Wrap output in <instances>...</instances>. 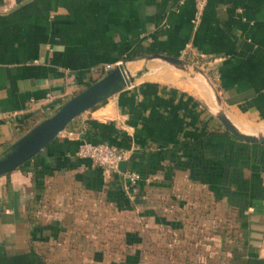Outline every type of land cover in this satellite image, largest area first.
I'll return each mask as SVG.
<instances>
[{
    "label": "crops",
    "instance_id": "1",
    "mask_svg": "<svg viewBox=\"0 0 264 264\" xmlns=\"http://www.w3.org/2000/svg\"><path fill=\"white\" fill-rule=\"evenodd\" d=\"M197 12V0H0V152L107 65L153 53L202 69L237 125L264 130V0ZM145 65L0 176V264H264V142L214 117L203 73L129 68ZM84 140L129 150L138 182L80 158Z\"/></svg>",
    "mask_w": 264,
    "mask_h": 264
},
{
    "label": "water",
    "instance_id": "2",
    "mask_svg": "<svg viewBox=\"0 0 264 264\" xmlns=\"http://www.w3.org/2000/svg\"><path fill=\"white\" fill-rule=\"evenodd\" d=\"M151 59L166 62L182 71L203 73L217 97L215 87L206 73L183 58L153 53L120 61L105 69L97 80L71 97L51 115L42 119L19 139L1 151L0 176L17 169L49 146L77 117L90 111L113 95L132 87L148 69L145 65L138 71H131L129 68L131 61L144 60V63H147ZM217 102L219 107L213 111V115L231 135L250 142H264V130H258L255 133L245 131L229 117L219 97H217ZM128 164V160L121 161L119 163L120 171L126 172Z\"/></svg>",
    "mask_w": 264,
    "mask_h": 264
},
{
    "label": "built area",
    "instance_id": "3",
    "mask_svg": "<svg viewBox=\"0 0 264 264\" xmlns=\"http://www.w3.org/2000/svg\"><path fill=\"white\" fill-rule=\"evenodd\" d=\"M205 5V0H197L198 12L197 17ZM113 65H107L106 69ZM73 134L72 132L70 133ZM77 155L80 158L89 159L93 164L102 167L108 173H120L119 163L123 160H129L131 152L126 149H120L108 142H90L82 141L78 147ZM125 178L131 183L136 184L139 180V175L135 172L126 171Z\"/></svg>",
    "mask_w": 264,
    "mask_h": 264
},
{
    "label": "trees",
    "instance_id": "4",
    "mask_svg": "<svg viewBox=\"0 0 264 264\" xmlns=\"http://www.w3.org/2000/svg\"><path fill=\"white\" fill-rule=\"evenodd\" d=\"M93 142H103V140H96V141H93ZM107 142V141H106ZM28 162V161H27ZM26 162V163H27ZM26 163H24L23 165H21L20 167H23Z\"/></svg>",
    "mask_w": 264,
    "mask_h": 264
},
{
    "label": "rangeland",
    "instance_id": "5",
    "mask_svg": "<svg viewBox=\"0 0 264 264\" xmlns=\"http://www.w3.org/2000/svg\"><path fill=\"white\" fill-rule=\"evenodd\" d=\"M159 259H163V258L160 256ZM160 262H166V261L165 260H158V263H160Z\"/></svg>",
    "mask_w": 264,
    "mask_h": 264
}]
</instances>
